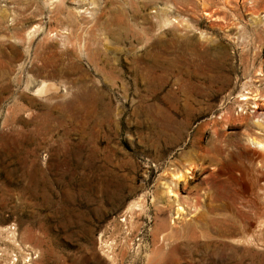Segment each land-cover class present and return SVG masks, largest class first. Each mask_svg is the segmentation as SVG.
<instances>
[{"label": "rangeland", "instance_id": "obj_1", "mask_svg": "<svg viewBox=\"0 0 264 264\" xmlns=\"http://www.w3.org/2000/svg\"><path fill=\"white\" fill-rule=\"evenodd\" d=\"M263 217L264 0H0V264H264Z\"/></svg>", "mask_w": 264, "mask_h": 264}, {"label": "bare ground", "instance_id": "obj_2", "mask_svg": "<svg viewBox=\"0 0 264 264\" xmlns=\"http://www.w3.org/2000/svg\"><path fill=\"white\" fill-rule=\"evenodd\" d=\"M246 99V97H244ZM257 145V144H256ZM259 145V144H258ZM189 160V159H188ZM263 220H264V217H263Z\"/></svg>", "mask_w": 264, "mask_h": 264}]
</instances>
